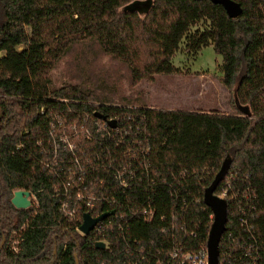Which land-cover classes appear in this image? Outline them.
I'll list each match as a JSON object with an SVG mask.
<instances>
[{"label": "trees", "instance_id": "obj_1", "mask_svg": "<svg viewBox=\"0 0 264 264\" xmlns=\"http://www.w3.org/2000/svg\"><path fill=\"white\" fill-rule=\"evenodd\" d=\"M230 1L239 8L234 18L209 0H0V264H154L171 247V224L185 250L203 247L211 224L203 190L224 163L213 194L230 174L235 184L248 176L252 224L264 241V0ZM132 2L148 7L125 9ZM198 23L205 28L188 37ZM185 38L187 48L210 46L220 57L230 114L110 104L79 83L52 85L51 72L65 59V70L77 74L94 73L106 59L132 87L178 74L171 59ZM84 114L124 127L132 120L118 146L121 152L132 142V181L89 211L113 212L100 223L101 236H82L75 230L80 222L61 216L56 181L42 166L51 120L61 115L80 123ZM16 191L33 196L28 208L10 204ZM147 207L149 222L142 213ZM236 229L227 214L225 231Z\"/></svg>", "mask_w": 264, "mask_h": 264}, {"label": "built area", "instance_id": "obj_2", "mask_svg": "<svg viewBox=\"0 0 264 264\" xmlns=\"http://www.w3.org/2000/svg\"><path fill=\"white\" fill-rule=\"evenodd\" d=\"M122 125L116 119H93L89 114H84L80 123L68 122L61 115L54 117L49 123L47 137L50 150L42 166L56 181L54 197L58 199V211L64 219L81 224L82 216L78 217L80 209L85 210L83 214L96 217L89 211L96 206L105 205L112 192L126 188L132 181V142L127 141L123 144L124 150H118L120 138L126 139L132 120L126 127ZM115 136L118 138L115 139ZM108 142L114 144L116 149L111 151L106 145ZM91 143L96 144L97 149L89 151L86 146ZM234 179L235 173L230 174L215 195L228 205L226 218L228 214L237 227L236 230L225 231L224 224L220 237L223 242L221 246L218 243L216 264H264V241L260 240L252 224L256 206L248 176L241 177V184H235ZM142 213L146 222L151 221L152 209L144 208ZM160 218L163 220L164 216ZM176 220L177 215L171 213L170 221ZM101 222L90 232L101 236ZM75 230L82 235L78 228ZM161 230L165 233L166 228L162 227ZM169 230L173 233L175 226L171 224ZM181 231L184 233L182 228ZM172 233L170 249L163 255L156 254L154 264H208L205 245L194 251L185 250L181 243L175 242ZM103 245L105 248L104 243ZM12 249L15 250L13 247ZM136 250L142 257V248Z\"/></svg>", "mask_w": 264, "mask_h": 264}, {"label": "rangeland", "instance_id": "obj_3", "mask_svg": "<svg viewBox=\"0 0 264 264\" xmlns=\"http://www.w3.org/2000/svg\"><path fill=\"white\" fill-rule=\"evenodd\" d=\"M148 7L147 2H132L125 9H136L141 13ZM204 24L198 23L188 32V37L195 30H203ZM185 38L171 59L178 74L155 75L152 83L144 81L135 86H128L126 74L114 72V67L106 59L101 60L92 73L89 70L81 74L65 70L67 60L60 61L51 72L54 86L82 84L96 96L105 97L110 104L129 106H147L162 110H187L198 112L217 111L231 113L228 93L221 84L220 57L210 46L187 48ZM70 74H73L72 76ZM33 196L29 197L30 202Z\"/></svg>", "mask_w": 264, "mask_h": 264}, {"label": "water", "instance_id": "obj_4", "mask_svg": "<svg viewBox=\"0 0 264 264\" xmlns=\"http://www.w3.org/2000/svg\"><path fill=\"white\" fill-rule=\"evenodd\" d=\"M209 1L213 4L220 5L229 18H234L239 14L238 6L232 3L230 0ZM96 116L100 117L99 115ZM109 124L111 127L114 126L112 122ZM226 164L227 163H224L221 166L218 173L214 176L209 186L203 190L202 194V202L210 210L212 215V222L210 224L205 242L208 264L217 263L218 243L224 230V224L226 221V203L223 199H220L213 194L214 190L226 173ZM30 196V193L27 191H16L12 194L10 204L15 209H26L30 206ZM112 214L113 212L111 211L102 213L96 217H91L88 213H84L82 215V220L78 227V231L82 233L83 236H87L98 222L103 221L106 217ZM95 247L97 249H103L104 245L102 242H96Z\"/></svg>", "mask_w": 264, "mask_h": 264}, {"label": "crops", "instance_id": "obj_5", "mask_svg": "<svg viewBox=\"0 0 264 264\" xmlns=\"http://www.w3.org/2000/svg\"><path fill=\"white\" fill-rule=\"evenodd\" d=\"M169 111H186V112H195V113H199L198 111H187V110H169Z\"/></svg>", "mask_w": 264, "mask_h": 264}]
</instances>
